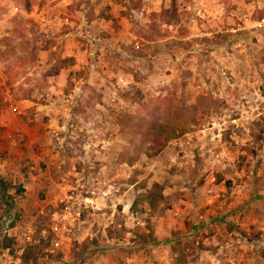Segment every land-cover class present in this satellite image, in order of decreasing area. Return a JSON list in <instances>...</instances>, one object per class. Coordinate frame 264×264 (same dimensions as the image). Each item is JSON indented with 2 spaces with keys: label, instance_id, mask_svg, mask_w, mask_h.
Masks as SVG:
<instances>
[{
  "label": "rangeland",
  "instance_id": "rangeland-1",
  "mask_svg": "<svg viewBox=\"0 0 264 264\" xmlns=\"http://www.w3.org/2000/svg\"><path fill=\"white\" fill-rule=\"evenodd\" d=\"M263 18L0 0V264H264Z\"/></svg>",
  "mask_w": 264,
  "mask_h": 264
},
{
  "label": "crops",
  "instance_id": "crops-1",
  "mask_svg": "<svg viewBox=\"0 0 264 264\" xmlns=\"http://www.w3.org/2000/svg\"><path fill=\"white\" fill-rule=\"evenodd\" d=\"M230 217H232V216H230ZM259 217H260V215H258V216H252L250 219H252L253 221H257V220H259ZM235 230H236L235 232L238 233L240 236L243 235L242 233L245 234V232H243V231L240 232L239 229H237V228ZM239 235H237V236H239ZM155 236L157 237V240L158 241H162V240H166L168 236L170 237L171 236V232H169V234H167V233H164L163 231H161L160 229H158L155 232ZM235 260L238 261V259H235Z\"/></svg>",
  "mask_w": 264,
  "mask_h": 264
},
{
  "label": "trees",
  "instance_id": "trees-1",
  "mask_svg": "<svg viewBox=\"0 0 264 264\" xmlns=\"http://www.w3.org/2000/svg\"><path fill=\"white\" fill-rule=\"evenodd\" d=\"M165 143H167V139H165L164 144L161 145V146H165ZM5 185H6L5 182L3 180H1L0 181V186L2 187V189H4L6 187ZM155 187H157L158 189L162 190V188L160 186H158L157 184H156ZM154 193H155V191H154ZM152 195H154V194H152ZM1 242L3 244V249H9V248L12 247V245L14 243V239L13 238H8V237L5 236L4 239H2Z\"/></svg>",
  "mask_w": 264,
  "mask_h": 264
},
{
  "label": "built area",
  "instance_id": "built-area-1",
  "mask_svg": "<svg viewBox=\"0 0 264 264\" xmlns=\"http://www.w3.org/2000/svg\"><path fill=\"white\" fill-rule=\"evenodd\" d=\"M250 26L253 29L263 28L264 27V18L260 19L258 21L252 22ZM13 111H14V113H17V114H21L22 113V110H20L19 107L13 108Z\"/></svg>",
  "mask_w": 264,
  "mask_h": 264
}]
</instances>
